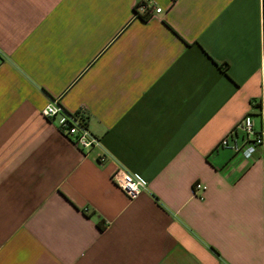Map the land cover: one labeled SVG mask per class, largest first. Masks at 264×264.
I'll return each instance as SVG.
<instances>
[{
    "label": "crops",
    "instance_id": "0c3cea01",
    "mask_svg": "<svg viewBox=\"0 0 264 264\" xmlns=\"http://www.w3.org/2000/svg\"><path fill=\"white\" fill-rule=\"evenodd\" d=\"M246 114L264 131V0H0V264H264V147H218Z\"/></svg>",
    "mask_w": 264,
    "mask_h": 264
},
{
    "label": "built area",
    "instance_id": "2783aa9c",
    "mask_svg": "<svg viewBox=\"0 0 264 264\" xmlns=\"http://www.w3.org/2000/svg\"><path fill=\"white\" fill-rule=\"evenodd\" d=\"M143 12L146 8H151L150 4L142 5ZM155 11H161V8H155ZM41 113L44 117L53 120L61 132L71 138L79 148L91 150L94 147L102 145L101 138L95 135L87 126V119L82 112H71L65 108L59 98H53L48 101ZM241 141H239V135ZM218 147L232 150L246 160H251L260 147H264V131L256 130L250 114L244 115L239 122L224 135ZM104 155L100 156V159ZM114 182L123 190L129 199L136 198L147 188V180L139 174L129 172L118 167L111 175ZM205 186L197 182L194 186V192L202 191Z\"/></svg>",
    "mask_w": 264,
    "mask_h": 264
},
{
    "label": "trees",
    "instance_id": "16d2710c",
    "mask_svg": "<svg viewBox=\"0 0 264 264\" xmlns=\"http://www.w3.org/2000/svg\"><path fill=\"white\" fill-rule=\"evenodd\" d=\"M141 5H146V3H143ZM137 14H139L143 19H146L150 15L151 8H146L143 13H138V10H135Z\"/></svg>",
    "mask_w": 264,
    "mask_h": 264
}]
</instances>
